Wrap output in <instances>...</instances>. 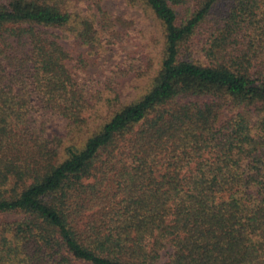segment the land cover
<instances>
[{"label":"trees","instance_id":"1","mask_svg":"<svg viewBox=\"0 0 264 264\" xmlns=\"http://www.w3.org/2000/svg\"><path fill=\"white\" fill-rule=\"evenodd\" d=\"M120 1L0 0V264H264V0Z\"/></svg>","mask_w":264,"mask_h":264},{"label":"rangeland","instance_id":"2","mask_svg":"<svg viewBox=\"0 0 264 264\" xmlns=\"http://www.w3.org/2000/svg\"><path fill=\"white\" fill-rule=\"evenodd\" d=\"M104 8L115 14L120 20L126 33V40L124 43L114 48L113 52L103 60L92 61L87 69L79 74L78 77L84 80L97 79L109 70H114L119 67H126L130 58L139 57L143 52L139 36L137 34V24L135 23V13L130 12L120 0H103ZM64 48L69 50L73 56L77 53L83 52L79 46L63 43ZM13 219L14 217H8Z\"/></svg>","mask_w":264,"mask_h":264}]
</instances>
